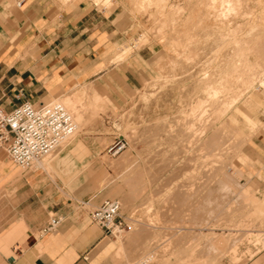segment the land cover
<instances>
[{"label": "rangeland", "instance_id": "1", "mask_svg": "<svg viewBox=\"0 0 264 264\" xmlns=\"http://www.w3.org/2000/svg\"><path fill=\"white\" fill-rule=\"evenodd\" d=\"M18 1L0 0V4L11 8ZM43 1L64 8L78 0ZM84 1L118 7V18L124 22L125 41L111 48L105 61L122 63L148 48L151 74L119 102L107 95L105 107L97 111L84 106L74 117L75 135L44 158L50 168L32 166L27 171H43L73 205L89 201L90 212L104 200L120 204L123 223L111 234L113 264L145 259L151 264H229L264 248L253 240L264 237L263 162L256 145L264 141V0H230L229 11L223 10L220 0L215 6L212 0H160L159 5L157 0ZM221 79L230 91L224 88L228 92L223 91L220 99L228 100L230 107L205 102L209 116L200 123L212 126L205 129L195 121L193 130H188L190 110L207 98L205 87ZM77 87L86 89L83 105L93 91L105 92L85 83L43 103L59 102ZM200 126L203 134L196 130ZM212 133L214 142L209 138ZM118 136L126 146L110 157L105 148ZM76 140L89 149L82 161L74 159L78 172L69 191L53 163ZM0 153L15 175L24 171L5 150ZM220 179L231 181L223 194L218 190ZM243 189L253 193L252 201L237 199ZM208 190L211 206L204 204ZM219 234L240 239L223 255L221 249L211 253L207 242Z\"/></svg>", "mask_w": 264, "mask_h": 264}, {"label": "crops", "instance_id": "2", "mask_svg": "<svg viewBox=\"0 0 264 264\" xmlns=\"http://www.w3.org/2000/svg\"><path fill=\"white\" fill-rule=\"evenodd\" d=\"M20 1L11 8L0 4L4 110L24 101L38 105L85 83L101 86L106 93L95 92L104 102L107 95L119 102L150 76L148 48L122 63L105 61L109 50L126 37L118 7H98L84 0L64 8L43 0ZM256 145L264 174V141ZM84 155L60 164L54 160L53 168L69 191L78 172L74 159L82 161ZM88 203L73 205L43 171L15 175L0 153V264H113L114 241L90 221ZM52 219L59 220L57 226L41 234ZM229 264H264V248Z\"/></svg>", "mask_w": 264, "mask_h": 264}, {"label": "built area", "instance_id": "3", "mask_svg": "<svg viewBox=\"0 0 264 264\" xmlns=\"http://www.w3.org/2000/svg\"><path fill=\"white\" fill-rule=\"evenodd\" d=\"M21 1L17 2L20 5ZM76 125L66 108L58 102L34 105L24 101L6 111L0 105V150H5L10 160L22 170H30L37 160L57 151L59 145L70 138ZM126 146L123 137H116L105 148V153L114 157ZM120 204L105 200L89 212L90 221L99 226L105 234H112L113 228H120L123 221L119 216ZM57 219H52L41 230V234L53 230ZM149 259L134 264H151Z\"/></svg>", "mask_w": 264, "mask_h": 264}, {"label": "bare ground", "instance_id": "4", "mask_svg": "<svg viewBox=\"0 0 264 264\" xmlns=\"http://www.w3.org/2000/svg\"><path fill=\"white\" fill-rule=\"evenodd\" d=\"M160 0H157L156 2H157V5H159V4H161L160 2H159ZM215 1H217V0H212V3L214 4V2ZM161 2H162V0H161ZM239 2H241V1H239ZM238 2V3H239ZM218 4V3H217ZM207 5H210V4H207ZM238 5V4H237ZM211 6V5H210ZM214 6H215V4H214ZM220 6L221 7H223V8H221V9H223V10H225V11H229L232 7H231V5H230V0H220ZM160 7V6H159ZM162 10V9H161ZM222 10V11H223ZM231 10H233V9H231ZM237 10V9H236ZM224 11V12H225ZM224 12H222V13H224ZM240 13V12H239ZM251 13V12H250ZM242 29V28H241ZM238 30V29H237ZM126 51H127V49H126ZM128 52V51H127ZM232 68V67H231ZM232 72V71H231ZM224 79V78H223ZM226 79V78H225ZM222 80V79H221ZM218 80L217 82H210L205 88H206V92H208V94H207V98L205 99V101H203V102H198V104H195V106H193V108L190 110V112H189V117H190V123L188 124V126H187V128H188V130H193V126L195 125V124H193V122H199V124H201L202 126H203V124L202 123H200V121L201 120H203L204 119V121H205V119L207 120V118H208V116H209V112H208V108L206 109V104H205V102L206 103H208V105H209V103H211L210 105H212V104H221L222 105V107H224V108H228V107H230V105L228 104V100L227 101H225V100H221L220 99V97H221V95H222V93H223V91H224V94H225V91H227L228 89V87L227 86H225L226 84V82H225V80ZM227 80V79H226ZM228 84H229V82H228ZM231 84V83H230ZM262 85L264 86V83H262ZM232 86V84L230 85V87ZM79 87V86H78ZM77 87V89H75L74 88V90H70L68 93H66V95H63V97H61V98H59V102L58 103H60V104H62L65 108H66V110L68 111V113L71 115V117L73 118V120H74V117H75V115L81 110V109H83V107L84 106H87L90 110H92V111H95L96 109H101V107L103 108V107H105L104 106V100L102 99V97L101 96H99L95 91H93L92 93H91V95H90V97H89V100L87 99V102L83 105V100L85 101L86 99H83L82 100V98L84 97V96H86V89L84 88V87H81V88H78ZM227 87V88H226ZM224 88H226L227 90H225ZM224 89V90H223ZM228 91H230V90H228ZM227 91V92H228ZM235 92V91H234ZM234 96V95H233ZM233 96H231V98L233 97ZM237 96V95H236ZM88 98V97H87ZM233 98H235V97H233ZM198 100V99H197ZM232 101H234V100H232ZM232 101H231V103H232ZM229 106H228V105ZM216 105V106H217ZM224 105V106H223ZM226 105L228 106V107H226ZM248 106V105H247ZM208 107H210V106H208ZM219 107V106H218ZM223 109V108H222ZM215 110H217V109H215ZM224 110V109H223ZM222 110V112H224ZM97 111V110H96ZM210 111H212V110H210ZM207 112H208V115H207ZM79 114V113H78ZM211 120V119H210ZM213 120H214V118H213ZM212 121V120H211ZM215 121V120H214ZM202 122V121H201ZM207 122V121H206ZM206 122H203L206 126H207V124H206ZM188 123V122H187ZM208 128H210L212 125L211 124H209V122H208ZM211 125V126H210ZM202 126H200V128H198V129H196L198 132H201V134H203V132L205 131V129H208L207 127L205 128V126H203L205 129H204V131H203V127ZM232 126V125H231ZM218 128V127H217ZM195 129V128H194ZM201 129V131H199ZM225 129V128H224ZM190 130V131H191ZM216 130V129H215ZM214 130V131H215ZM221 130H222V128H221ZM203 131V132H202ZM75 132H76V130H75ZM198 132L196 133V135L198 134ZM190 133V132H189ZM191 133H193V132H191ZM215 133V132H214ZM214 133H212L211 134V136H213L214 135ZM216 134V133H215ZM75 135V133L70 137V138H68L67 140H65V141H63L60 145H59V147H58V149L59 148H61V147H64L63 146V144H65L66 142H68L73 136ZM191 135H194V133L193 134H191ZM218 135V134H217ZM216 135V136H217ZM199 137L201 136V135H198ZM197 136V137H198ZM210 136V135H209ZM215 136H213V137H209L210 139L211 138H214ZM102 138V137H101ZM197 139V138H196ZM199 139V138H198ZM217 140V139H216ZM86 141V140H85ZM207 141H209V140H207ZM211 141L212 142H214L215 140H212L211 139ZM210 141V142H211ZM90 142H92V141H90ZM72 144V143H71ZM209 144V146H210V143H208ZM208 144H206V145H208ZM212 144V143H211ZM214 144V143H213ZM216 144V143H215ZM87 145V144H86ZM89 145H91V144H89ZM227 145V144H226ZM208 146V147H209ZM214 147V146H213ZM220 147V146H219ZM212 148V147H211ZM215 148V147H214ZM217 148V147H216ZM222 148V147H221ZM57 149V150H58ZM89 149V148H88ZM88 149L84 146V144L80 141V140H76L75 142H73V144H72V147L70 148V149H68L69 151H68V153H64L65 155H63V156H61L60 158H59V160H58V164H60V161L61 162H63L62 160H64V159H67L68 157H71V158H74V157H76V158H80V157H82L84 154H87L88 153ZM216 153V152H215ZM125 154V153H124ZM49 156V155H48ZM121 156V155H120ZM126 157H127V155H125ZM47 157V156H46ZM46 157H43V158H41L40 160H37L36 162H34V164H33V167H35V168H40V169H43V170H45V168L46 167H48V168H50V166H48V165H45V160H44V158H46ZM232 157V156H231ZM127 158H129V157H127ZM120 159V158H119ZM122 159V158H121ZM126 159V158H125ZM130 159V158H129ZM121 161H124V160H121ZM126 161H127V159H126ZM65 162V161H64ZM121 163H123L124 164V162H121ZM126 163V162H125ZM214 163V162H213ZM67 164V163H66ZM123 164H121V165H123ZM119 165V164H118ZM66 166V165H65ZM112 166H113V164H112ZM119 167V166H118ZM227 173V172H226ZM223 174V173H222ZM225 176V175H224ZM230 176H226V178H229ZM69 178V177H68ZM225 178V177H224ZM225 178V179H226ZM231 178V177H230ZM230 178H229V180H230ZM67 179V178H66ZM70 179V178H69ZM234 178H233V176H232V179L231 180H233ZM226 180H218L217 181V183H218V190L220 191V193H222L223 194V190L224 191H226V192H228V182L230 183L231 181H228L227 183L225 182ZM233 181H235V179L233 180ZM210 182V181H209ZM215 184V183H214ZM243 185V184H242ZM241 185V186H242ZM209 186V185H208ZM211 186V185H210ZM241 188V187H240ZM251 188V187H250ZM208 189V188H207ZM217 189V188H216ZM244 190V189H243ZM242 190V191H243ZM190 191H192V190H190ZM209 192V194H207V197H205L204 199H205V202H204V204H208L207 202H209V200H211V199H209V197L211 198L212 197V195L210 194L211 193V190H208ZM213 191V190H212ZM240 191V190H239ZM242 191L241 192H238L237 194H238V196L239 197H237V199L238 198H242V197H245V199H247L248 198V200H250V201H252L253 199L252 198H254V196L252 195V194H249V193H247V191H248V189H247V191H245L246 193H244V191H243V193H242ZM249 192V191H248ZM190 193V192H189ZM188 193V194H189ZM207 193V192H206ZM214 193V192H213ZM212 193V194H213ZM187 194V195H188ZM216 194H217V192H216ZM226 194V193H225ZM237 194H235V195H237ZM190 195V194H189ZM210 195V196H209ZM228 195V194H227ZM227 195H225L226 197H227ZM193 196V195H192ZM233 196V195H232ZM187 197V196H186ZM190 197H191V195H190ZM223 197H224V195H223ZM222 197V198H223ZM225 197V198H226ZM189 198V197H188ZM213 198H215V197H213ZM212 198V199H213ZM221 198V199H222ZM228 199V198H227ZM183 200H185V197H184V199ZM186 200H187V198H186ZM218 200V199H217ZM225 201H226V199H225ZM213 202V201H212ZM215 202V201H214ZM263 203H264V200H263ZM213 204V203H212ZM261 204H262V202H261ZM208 205H210V204H208ZM217 205H219V204H217ZM258 205V204H257ZM211 206V205H210ZM224 207V206H223ZM258 207H259V205H258ZM262 207L264 208V204L262 205ZM225 208V207H224ZM263 208H260V210H262ZM255 209H258L257 207L255 208ZM255 211V210H254ZM211 212V211H210ZM256 213H257V211H255ZM259 212V211H258ZM261 212H264V210H262ZM224 213V212H223ZM260 213V212H259ZM219 214H221V212L219 213ZM257 215V214H256ZM261 215H262V213H261ZM264 216V215H263ZM215 217V216H214ZM260 217V216H259ZM117 231H120V229H118V228H113V230H112V234L113 233H115V232H117ZM119 233V232H118ZM253 234H255V233H253ZM221 234H219V235H217V236H220ZM261 235V234H260ZM211 235H209V237H210ZM256 236V235H255ZM195 237H196V235H195ZM208 237V238H209ZM225 238H223L222 237V235L220 236V237H215V238H213V237H210V239L208 240V246H209V252H211V253H216L217 251H218V249H221L220 251H222L221 252V255H223V253H225V252H227V251H229L232 247H234L236 244H237V242L239 241V239H240V237H233V235H231V237L230 236H228V239L226 238V236H224ZM207 238V239H208ZM196 239V238H195ZM253 239V238H252ZM264 239V237L262 238V236H261V238H258V237H256V238H254L253 240H254V243L255 244H262L263 243V240ZM256 246V245H255ZM220 255V254H219ZM218 260V259H217ZM216 260V261H217ZM212 262H215V260L214 261H212ZM216 263V262H215ZM214 264V263H213Z\"/></svg>", "mask_w": 264, "mask_h": 264}]
</instances>
